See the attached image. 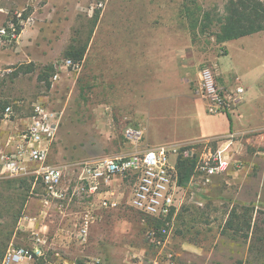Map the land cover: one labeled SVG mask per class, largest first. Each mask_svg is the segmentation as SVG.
Returning a JSON list of instances; mask_svg holds the SVG:
<instances>
[{"label": "rangeland", "instance_id": "obj_1", "mask_svg": "<svg viewBox=\"0 0 264 264\" xmlns=\"http://www.w3.org/2000/svg\"><path fill=\"white\" fill-rule=\"evenodd\" d=\"M258 1L264 5V0ZM230 2L17 0L7 5L11 18L15 11L21 13L22 27L16 43L3 47L0 55V117L6 105L13 111L10 122L0 120V137L20 130L35 102L56 112L58 126L47 162L65 167L63 180L70 190L62 206L72 209L76 220L88 201L77 191L70 195L77 162L128 155L134 146L124 136L127 126L142 130L138 148L182 136L187 127L181 123L184 110L169 103L183 95L197 99L191 92L192 79L204 66L216 70L218 65L223 75L234 73L238 80L232 75L217 79L247 90L252 76L264 70V30L231 39L227 48L225 41L216 40ZM80 51L81 58L75 60L73 54ZM65 58L77 65L65 66ZM27 63H32V71L25 72ZM45 66L52 69L44 70ZM39 71L42 80L37 79ZM244 103L245 94L230 114L232 124ZM263 113V107H250L251 118L259 120ZM12 123L17 127L13 131ZM243 128L238 124L211 139L207 147L204 142L178 146L176 163L192 155L194 166L187 184L180 185L173 225L158 235L160 243L146 236L152 224L149 217L127 203L134 178H118L114 183L120 188L121 203L110 210L116 237L113 255L105 247L104 219L102 235L94 236L96 243L88 248L89 244L76 243L85 255L68 253L49 237V262L62 264L65 258L66 264H264V126ZM253 135H258L255 142L247 140ZM211 167L216 168L210 172ZM41 194V184L38 180L34 184L31 175L0 177V258L10 244L28 243L26 225L50 203ZM97 248L105 253L98 262L92 258ZM69 249L76 250L72 245ZM128 253L132 255L126 257Z\"/></svg>", "mask_w": 264, "mask_h": 264}, {"label": "built area", "instance_id": "obj_2", "mask_svg": "<svg viewBox=\"0 0 264 264\" xmlns=\"http://www.w3.org/2000/svg\"><path fill=\"white\" fill-rule=\"evenodd\" d=\"M15 16L20 18L21 13L15 12ZM19 20L15 22L8 18L0 26V55L3 47L16 43L22 24ZM63 63L65 66L77 65L70 58L63 59ZM217 78L211 67L200 68L192 79L191 92L204 103L208 114L230 116L242 103L246 89L240 84L223 85ZM11 114V106L6 105L0 120L10 122ZM58 120L56 112L41 103H33L32 113L24 126L8 134L3 145L0 144V177L31 175L34 184L36 180L41 184L42 200L60 207L62 201L68 200L70 190V185L63 180L65 167L47 162L49 145L55 136ZM142 134V130L127 126L124 136L134 146L128 155L112 154L83 159L74 165L76 184L70 195L77 191L88 199V210L82 215L81 227L78 229L79 236L86 235L95 209H115L120 205L119 197L114 199L108 196L113 182L118 178L121 181L127 177L134 178L127 203L153 219V224L147 226L146 231L149 241L160 243L158 235L166 234L173 225L180 188L175 161L179 147L163 144L138 148ZM210 141H204V147ZM213 159L216 160L217 156L214 155ZM219 163L223 164L220 160ZM214 168L211 167L210 172ZM50 246L47 234L32 233L27 244H10L0 258V264H51L47 259ZM55 255L58 253L55 252Z\"/></svg>", "mask_w": 264, "mask_h": 264}, {"label": "crops", "instance_id": "obj_3", "mask_svg": "<svg viewBox=\"0 0 264 264\" xmlns=\"http://www.w3.org/2000/svg\"><path fill=\"white\" fill-rule=\"evenodd\" d=\"M16 1L17 0H0V21L4 19L5 22L6 19L11 18L6 7L7 5L11 6L15 4ZM22 17H23L22 19L24 20L25 19L24 16ZM14 18L19 20L21 17L17 18L14 13L12 19ZM28 19L29 18H26V20ZM25 26L26 25L24 24L23 27ZM21 27L22 25L20 26V29ZM227 41L224 42L226 48H227V44H226ZM220 57L218 59H220ZM218 67L219 66L217 65L216 70H214L215 74L220 75L222 77H227L228 75H232L237 78V75L231 72H225L223 75V73L219 71ZM250 80H251V85L248 88V90L246 89L247 92H245V103L243 104V108L240 111V114L236 115L235 123L233 122L234 126L226 115L208 114L205 110L204 103L201 106L194 105V103L199 102V99H193L183 95L185 97L184 99H179L178 97L169 103L172 105V107L176 105L178 108L184 110V117L182 116L181 123H183V125H187V127L182 130L183 135L180 137H176L175 140H171L170 142L161 143L157 145L168 144L178 147L179 145L188 142H193L195 144L202 143V141L204 142L208 139H213L227 132H230V130L235 129V127H237L238 124H242L244 126L243 131L256 130L258 129V124H263L264 126V115L260 116L259 120H257V118L254 117L251 118V116L249 115L251 106L253 107L260 106L264 108V70L254 74ZM170 97H174V96H170ZM154 103L155 102L151 103L152 109ZM215 118H217V120L220 122V125H218V121L214 120ZM9 126H11L12 131L17 128L15 126V123H12V125L10 124ZM257 136L253 135L252 139L248 138L247 140H251V142H255L256 140L255 137ZM5 140H6V136L0 137V144L3 145ZM157 145H153V146H157ZM113 184L114 185H112L111 190L108 193V196L116 199L120 195V188L117 183L113 182ZM86 210H88V202H87V207H85V209L80 213L79 216L80 220H76L75 213L72 209H68L66 206L58 207L54 203L45 204L42 213L38 215V217L35 216L30 218V221L26 225L27 226L26 228L30 232V235H32V233L47 234V236L50 237L53 244H58L60 247L62 246V248H64L63 250H68L66 251L68 253L75 254L78 251H82L81 254L85 255L84 254L86 252L85 249L83 253V249L77 248L76 243L78 242L77 244L78 246H80L79 244L80 242L84 243V245L89 244L87 248L91 246L90 244L96 243L95 241H93V239H97L94 236L97 235V237H100L102 235L101 230L105 228L104 219H107L108 222L106 227L108 228V230L106 233L107 234L106 238H108L107 239L108 246L105 247L106 248L108 247L107 249L108 255L111 256V253L113 255V253L115 252V248L111 247V244L113 243L114 240H116L114 232L111 231V227L112 228L114 227L112 226V222H110L112 218V216H110V210L113 209H95L92 212V216H93L92 221L89 223L86 235L79 236L78 229L81 227V222H82L81 217ZM100 223H102L103 225L101 228H100ZM73 243H75V245ZM71 245L73 246V248H76L74 252L69 249ZM95 251H96L95 257L92 256V258H95V260H97L98 262L99 256L105 253H103L104 250L102 248H97ZM130 255L132 254L130 253ZM130 255L128 253L126 257H129ZM62 261L64 263H68V260L65 258L64 259L62 258Z\"/></svg>", "mask_w": 264, "mask_h": 264}, {"label": "trees", "instance_id": "obj_4", "mask_svg": "<svg viewBox=\"0 0 264 264\" xmlns=\"http://www.w3.org/2000/svg\"><path fill=\"white\" fill-rule=\"evenodd\" d=\"M232 7L226 8L227 14L224 17V21L221 23L220 30L216 33V40L218 42H224L230 39H235L244 35L255 33L264 30V5L258 0H244V2H238L231 0ZM17 22V19H13ZM19 30V25L17 26ZM82 52L74 53L75 60L81 58ZM32 63L25 65V72L32 71ZM44 70L52 69V66L43 67ZM41 71L37 74V79H41ZM231 121L230 116L227 115ZM189 147V146H188ZM194 166V160L190 155V160L181 159L176 163L178 169L177 182L179 185L187 184L189 180L188 172L191 171ZM152 221L153 219L149 218ZM156 226V225H154ZM249 228V223H247Z\"/></svg>", "mask_w": 264, "mask_h": 264}]
</instances>
